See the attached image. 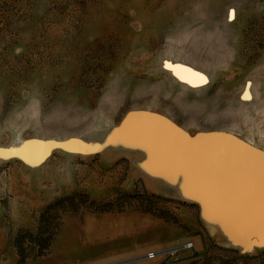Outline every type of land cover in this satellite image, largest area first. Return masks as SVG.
Returning a JSON list of instances; mask_svg holds the SVG:
<instances>
[{
    "label": "rangeland",
    "instance_id": "374dc122",
    "mask_svg": "<svg viewBox=\"0 0 264 264\" xmlns=\"http://www.w3.org/2000/svg\"><path fill=\"white\" fill-rule=\"evenodd\" d=\"M0 264H264V0H0Z\"/></svg>",
    "mask_w": 264,
    "mask_h": 264
},
{
    "label": "snow or ice",
    "instance_id": "6c2138e0",
    "mask_svg": "<svg viewBox=\"0 0 264 264\" xmlns=\"http://www.w3.org/2000/svg\"><path fill=\"white\" fill-rule=\"evenodd\" d=\"M166 66L171 67L170 65H166ZM193 75L200 76L199 73H193ZM181 79H183V77H181ZM200 79L203 80L204 78L202 76H200ZM188 82L191 83V81H188ZM245 98L247 99V98H250V97L247 96V94H246Z\"/></svg>",
    "mask_w": 264,
    "mask_h": 264
},
{
    "label": "built area",
    "instance_id": "2783aa9c",
    "mask_svg": "<svg viewBox=\"0 0 264 264\" xmlns=\"http://www.w3.org/2000/svg\"><path fill=\"white\" fill-rule=\"evenodd\" d=\"M157 255H159L158 252H153L148 255L149 258H155Z\"/></svg>",
    "mask_w": 264,
    "mask_h": 264
}]
</instances>
